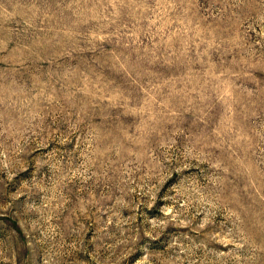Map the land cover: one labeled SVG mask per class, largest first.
<instances>
[{
  "label": "rangeland",
  "instance_id": "374dc122",
  "mask_svg": "<svg viewBox=\"0 0 264 264\" xmlns=\"http://www.w3.org/2000/svg\"><path fill=\"white\" fill-rule=\"evenodd\" d=\"M0 264H264V0H0Z\"/></svg>",
  "mask_w": 264,
  "mask_h": 264
}]
</instances>
